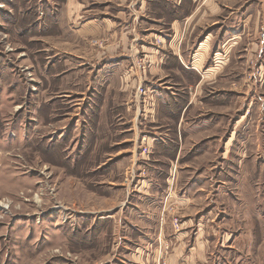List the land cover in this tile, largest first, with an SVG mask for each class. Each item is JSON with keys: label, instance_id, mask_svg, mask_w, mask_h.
Instances as JSON below:
<instances>
[{"label": "rangeland", "instance_id": "1", "mask_svg": "<svg viewBox=\"0 0 264 264\" xmlns=\"http://www.w3.org/2000/svg\"><path fill=\"white\" fill-rule=\"evenodd\" d=\"M63 1L0 0V264H264V0L222 2L229 60L178 102Z\"/></svg>", "mask_w": 264, "mask_h": 264}, {"label": "crops", "instance_id": "2", "mask_svg": "<svg viewBox=\"0 0 264 264\" xmlns=\"http://www.w3.org/2000/svg\"><path fill=\"white\" fill-rule=\"evenodd\" d=\"M225 1L234 2L117 0L112 7L116 10V15H113L106 9L111 8L110 6L95 7L96 2H101L100 0H65L57 10V19L59 16L62 25L64 21L67 26H76L79 32L87 33L86 37L90 36V33L97 38L109 34L113 41L107 50L109 56L115 55L116 52L118 55L128 56L129 42L138 37L135 51L147 56L150 74L166 79V82L161 84L163 89L159 92H177L173 94L178 102L180 96H189L193 91L198 94L208 81H214L215 75L220 72L222 60L226 63L229 60L236 33H220L218 30L223 22L222 2ZM106 2L107 0H104V3ZM98 8L99 10H95ZM130 11L135 16L134 21L133 17L127 21L124 19ZM228 19L229 17L225 16L224 21L230 23ZM55 24L58 26V23ZM117 24L123 25L122 28ZM157 28L161 30L152 34ZM156 37L163 40L159 47L153 44ZM213 58L219 62L211 64ZM124 78L125 84L130 81L129 77ZM191 104L190 101L187 102L182 111Z\"/></svg>", "mask_w": 264, "mask_h": 264}]
</instances>
